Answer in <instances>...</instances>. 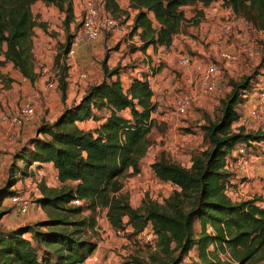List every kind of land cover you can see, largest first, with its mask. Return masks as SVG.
<instances>
[{"label": "trees", "instance_id": "trees-1", "mask_svg": "<svg viewBox=\"0 0 264 264\" xmlns=\"http://www.w3.org/2000/svg\"><path fill=\"white\" fill-rule=\"evenodd\" d=\"M36 1L58 7L65 14V28L74 17L71 0H0V65L11 61L31 81L35 79L31 32L36 25L45 27L32 13ZM103 1L109 13L127 14L116 0ZM213 1L128 0V6L136 11L129 35L136 34L141 41L130 49L169 48L188 20L184 7L198 3L206 6ZM224 2L255 28L264 30V0ZM203 16V8L197 7L189 20L197 24ZM72 40L73 35L67 34L55 55L54 65L61 72L66 66L60 62ZM107 59L105 53L99 63L103 78L90 84L80 100L66 106L53 121L42 122L36 135L15 153L14 158L24 163V174L50 163L58 180L52 186L39 182L36 200L46 212L45 218L11 229L0 228V264L83 262L96 247L84 236L96 224V207L106 208L115 229L124 230L130 224L139 232L150 224L156 235L154 247L163 254L162 264H179L193 248L202 264H247L257 259L264 247V198L232 200L225 191L229 173L224 169L226 157L237 142L264 138L263 132L233 126L240 119L237 105L245 100L243 94L252 75L231 81L230 93L221 99V114L200 126L207 145L192 154L188 167L164 159L151 162L154 175L174 186L164 202L148 198L133 207L120 192V176L140 171L157 102L152 99L153 89L145 74L132 77L126 85L119 77L121 66L109 67ZM64 73L59 79L63 95L67 86ZM87 119L97 121V125L90 129L78 125ZM28 168H32L30 173ZM16 181L17 177L10 180L12 184ZM14 191L9 185L2 186L0 201ZM75 198L81 203H74ZM3 213L0 211V218ZM218 249L227 251L230 259H221ZM133 263L150 264L136 257Z\"/></svg>", "mask_w": 264, "mask_h": 264}, {"label": "rangeland", "instance_id": "rangeland-1", "mask_svg": "<svg viewBox=\"0 0 264 264\" xmlns=\"http://www.w3.org/2000/svg\"><path fill=\"white\" fill-rule=\"evenodd\" d=\"M71 1L74 17L68 28L63 26L62 22L65 14L58 7L47 5L42 1H36L32 4L34 18L37 22L41 21L45 24V27L36 25L31 32V55L36 84L30 82L27 77L23 78V73L12 62L6 65L5 61L1 65L4 70L0 78V112L12 114L18 109L22 100L30 99L35 105L37 113L32 118L33 123L31 122L30 126L24 130H21V127L10 128L7 125H0V134L7 135L13 132L15 135L13 141L6 139V142H10V150H8L4 143L1 144L0 142V188L9 185L11 190L19 189L20 191L28 193V196L33 202L29 211H33L36 214L34 221L47 216L46 212L36 200L40 194L39 182L44 181L48 186L57 185V183L52 176L51 169L48 167L42 168L40 172L36 168L34 172H31L32 174H24L22 172L25 167L24 163L20 159L14 158V155L22 146L28 144V140L31 137L36 135V129L42 122H49V119L61 109L64 98L68 97L70 89L69 73L83 71L87 75V70L91 68L90 66L87 69L84 66L81 67V63L76 58L74 60L72 57L62 59L60 63L66 66L63 72H65L64 79L67 83L66 91L63 95L59 82L63 72L59 70L58 66L55 67L54 65L56 54L54 53L52 55L51 61L52 68L58 75L57 87L53 90L48 87L47 81L40 73V65L38 68L34 60L33 49L35 47L39 45L45 47L49 54L53 49L57 51L60 49L59 45L65 41L67 34H72L73 37L77 35V29L81 19V10L85 0ZM118 1L124 7L128 8L126 0ZM208 7H210L209 11L206 12L197 24H193L189 20L194 14L197 5L186 6L184 8L188 20L183 22L179 33L182 32L187 35L188 39L183 43L184 48L178 51L179 55L175 57L176 63H178L177 66L169 67L171 77L168 82H172L173 85L162 90L159 95L160 98L156 100L157 108L153 113L155 124L149 133L150 144L146 154L141 159L140 171L133 176H128L127 173L120 176V181L122 182L120 192L126 195V200L133 207L142 205L143 201L148 198L158 203L164 202L174 186L170 182L159 180L154 175L150 167L151 162L157 159H164L188 167L191 164L192 154L207 145V141L202 137L200 126L209 120L216 119L221 114V99L230 93L232 89L231 81H238L240 78L251 75L254 79L256 74L261 73L259 71L260 68L264 67V45H260L261 42L259 41L262 35L256 28L253 25L252 27L241 14L234 12L232 7L227 5L224 0H214ZM126 12L127 16L123 18V22L129 16L128 10ZM111 13L117 18L118 27L123 23L119 18L121 15H119L118 11H112ZM225 24L231 26L229 31L225 32L222 30V26ZM128 27L129 25H125L126 29H129ZM127 31L126 33L114 35L112 30L105 29L102 31L101 37L97 40L86 41L81 39L80 41L86 46V49L80 55V58L87 59L92 64L93 69L99 68V63L105 53L111 56L113 51H118L120 44L127 42L128 39H133L129 35L130 29ZM176 38L178 39L176 42L177 45L182 44L180 36ZM194 43L200 45V50L195 47ZM131 45L135 44L129 41L127 48L130 49ZM228 45L237 53V59L235 61L224 59L219 54L220 49ZM249 46H251V49ZM260 47L263 49L262 51ZM172 48L176 49V46L172 45L168 50ZM165 49L167 48L163 47L160 51L163 52ZM245 51L249 52L245 54ZM182 54L190 55L197 62L214 61L217 63L219 80L214 90L205 91L201 88L197 70H192L191 79L184 81L182 78V68L185 66L180 65L178 62ZM250 55L253 57L256 56L257 60L253 61L254 58H249ZM69 62H72V64H69ZM82 62L84 63V60ZM159 63L161 66L166 64L165 60ZM161 66L154 64L151 69L161 68ZM39 77H42L41 83L45 93H43V90H39ZM11 80H14V86L11 85ZM89 85L90 82L87 81L85 86L87 87ZM49 92H53L56 96H53L54 99L51 100L53 103L46 101L48 103L46 104L44 95L47 96ZM181 94H189L193 97L190 107L184 113L177 112L174 107L175 99ZM75 97L74 95L71 98L72 101ZM244 104L246 102L241 101L237 105V110L243 112L246 107ZM246 119L242 118V120L235 122L233 125L234 128L242 125L244 130L248 132H264L263 130H251L250 127H245L249 123H246ZM263 119L264 117L259 121H254V124L258 125ZM24 137L25 139H23ZM30 169L32 168H28V173H30ZM254 175L247 178L242 177L234 182L230 193L232 200L239 201L243 199L242 197H246L245 199L253 197L264 198V178L258 172H255ZM14 177H17V181L12 184L10 180H13ZM9 195L0 201V211L6 212L3 220L0 221V228L2 229H5L9 225L11 221L9 218L10 213H15V209L10 205ZM28 212L24 214L16 213L17 215L26 217ZM88 212L87 210L83 214H87ZM93 214L95 215L96 224L93 229L88 228L84 236L96 243V247L92 253H97L107 261V264H134V257L149 262L150 264H162V252L154 247L153 242H146L141 231L138 232L134 226L127 224L124 230L120 229V233H117L108 219L105 207H96ZM34 221L25 222L20 225ZM132 231L134 232L132 233ZM26 235L28 236L29 234ZM213 247V245L209 246L210 249H213ZM217 254L221 259H224L225 253L220 251V249H218ZM153 255H157L155 261L152 260ZM257 257V259L250 260L247 264H264V247L260 249ZM202 263L203 261L197 250L193 248L182 258L179 264Z\"/></svg>", "mask_w": 264, "mask_h": 264}, {"label": "built area", "instance_id": "built-area-1", "mask_svg": "<svg viewBox=\"0 0 264 264\" xmlns=\"http://www.w3.org/2000/svg\"><path fill=\"white\" fill-rule=\"evenodd\" d=\"M103 3V0H85L83 2L77 35L73 37L66 57L73 56L74 46L78 42H81V39L86 41L97 40L101 37L102 31L105 29L113 30L117 27V18L104 9ZM230 27V25L225 24L222 26V30L225 32L229 31ZM256 30L262 35L261 39L264 40V30L257 28ZM33 53L34 60L36 61L38 68L40 65V73L47 81L48 87L50 89H55L58 83V75L56 74V71L52 68L51 63L43 58L42 53L39 52V46L33 49ZM54 53H57L56 49H53L50 55L52 56ZM219 54L222 58L227 60L235 61L237 59V53L229 45L220 49ZM178 62L182 66L194 65V69L199 73L200 86L205 91H212L216 88L219 80V68L216 62H197L188 54L180 55ZM69 64H72V62H69ZM79 76L84 78L85 73L80 72ZM243 96L245 97L244 101H249L250 99L252 101V106L248 111L247 117L253 121L261 120L264 117V82L259 79L251 80L250 87L244 92ZM192 101L193 97L191 95L181 94L175 99L174 107L177 112L184 113L190 107ZM36 113V108L32 100L24 99L14 113H0V125H7L10 128H18L25 123L30 122ZM6 136L9 141L15 139L13 132L8 133ZM256 165L262 170L260 176L264 178V138L237 142L226 157L224 165V169L229 173L225 185V191L229 196L232 185L236 180L242 177L247 178L255 176ZM57 180L58 178L55 176V181ZM242 198L245 199L246 197ZM8 199L10 205L20 214L28 212L33 203L28 196V193L20 191L19 189H15V191L9 195ZM73 201L75 203L81 202L79 198H75ZM116 231L117 233H120V229H116ZM141 234L146 242H155L156 235L150 224L141 231ZM224 253V259L229 260V253L227 251ZM78 264H107V261L101 258L97 253H91L86 260Z\"/></svg>", "mask_w": 264, "mask_h": 264}, {"label": "crops", "instance_id": "crops-1", "mask_svg": "<svg viewBox=\"0 0 264 264\" xmlns=\"http://www.w3.org/2000/svg\"><path fill=\"white\" fill-rule=\"evenodd\" d=\"M116 1L118 2L119 6L121 8L128 10L129 16L125 20V22H123V18H125L127 15L126 14L121 15L120 20L123 23H121L117 28L115 27L112 30L114 35L121 34L124 32L125 33L128 32L127 30H129L131 28V26L133 24L134 15L136 12L135 10L131 9L129 6H128V8H126L118 0H116ZM126 2L128 3V0H126ZM187 6H192V5H187ZM208 6L209 5L202 6L201 3L197 4L198 8H200V7L203 8L204 15L206 14V12L209 11L210 7H208ZM125 25H129V27H128L129 29H126ZM177 36H180V38L182 39V44L177 45V43H176L178 41V39L176 38ZM131 37L133 39H130V40L128 39L127 42H123L122 44L119 45V47H118L119 52L117 50H115V51H113L111 56L108 55L107 63L109 65V67H113L115 65L121 66V71L119 73V77H120L121 81L126 85H128V83L132 77H134V76L142 77L145 74L146 77L148 78L149 82H150L152 89H153L152 99H153V101H156L157 99L160 98L159 95L161 94L162 90H164L167 87L169 88V86L173 85L172 82H168L169 78L171 77V75L169 73V71H170L169 67L177 66L178 63H176L175 57L177 55H179L178 51H181L184 48L183 43L186 42L188 37H187V35L183 34L182 32L181 33L178 32L176 34V36H174L172 44H171V46L172 45L176 46V49L172 48L171 50H168V48H167L163 52H161L160 50L163 49L164 46H159L157 49H154L152 46H148L145 50H141V49L130 50L129 48H127V43L129 41L134 43L135 45H139L141 43V41L139 40V38L136 34H134ZM259 41L261 42L260 45H262V39H260ZM194 44H195V47L200 50V47H199L200 45H198L197 43H194ZM249 48L251 49V46H249ZM45 49H46L45 47H42L39 45V52L42 53L43 58H45L47 60V62L51 63L52 56L50 55V53L48 54V52H47L48 50L47 49L45 50ZM85 49H86V46L84 44H82L81 42H78L74 46L72 59L74 60L76 58L78 60V62L81 63V67L84 66L87 69L90 66L91 68H89V70H87V75L84 72L85 73L84 78H81L79 76V73L83 72V71L70 72L69 73L68 79L70 80V83H69L70 89L68 92V97L64 98L63 106H61V109L52 118H50L49 121H53L61 113L63 108L71 105L73 102H78L80 100V98L85 93V91L88 87V86L87 87L85 86L87 81H89L90 84H92L94 81L98 82L103 78V74H102L100 67L97 69H93L92 64L90 62H88L87 59L80 58V55L83 54V51ZM122 50H123V52H122ZM260 50L262 51L263 49H261V47H260ZM248 52L249 51H247V52L245 51V54ZM201 54H203V53H201ZM259 54H260V51H259ZM252 57L253 56L250 55L249 58H252ZM0 58L3 59V56H0ZM253 58H254L253 61L257 60L256 56ZM82 60H84V63L82 62ZM162 60H165V62H166V64L163 63L164 66L163 65L161 66L159 63ZM9 62H11V61H6V65H8ZM127 63H129V64H127ZM154 64L156 66H161V68H155L154 69L155 71H154L153 69H151V67ZM1 65H0V78H1V76L3 74L2 72L4 70ZM124 66H127V67H124ZM182 70H183L182 78L184 79V81H189L191 79V76H192V73H191L192 70H195L194 65L192 64V65L185 66L182 68ZM259 71L261 73L256 74V77L254 79L252 78L251 80H258L259 79L262 82H264V67L260 68ZM8 75L12 76L11 74H8ZM23 78H26V77L24 76ZM41 78L39 77V90H43V93H45L44 87L42 86V83H41L42 82ZM29 81L36 84L35 79L33 81H31V80H29ZM10 83L12 86H14V80H11ZM74 95L76 97L72 101L71 98ZM156 95H157V98H156ZM53 96L54 97L56 96L53 94V92H49L47 96L44 95L45 103L46 104H48L47 102L53 103V101H51L54 99ZM251 98H253V97H251ZM244 102H246V104H244L246 107H245L243 112L240 111L241 116H240L239 120H242V118H247L245 121H246V123L247 122H249V123L245 127H250L251 130L259 129V130L264 131V119L261 121V123H259L258 125H255L254 121L247 117L248 111L252 106L251 99L249 101H244ZM31 122H32V120L30 122L22 125L21 130L28 128L30 126ZM77 123L80 127L84 128V129H90V128H93L94 126L97 125V121L92 120V119L78 121ZM6 139H7L6 135L0 134L1 144L4 143L7 146L8 150H10V148H9L10 142H6ZM23 139H25V137ZM44 166L51 169L52 176L55 179L56 173H55V168L52 166V164L44 163ZM38 170H39V172H40V170L42 171V167L37 168V171ZM255 171L258 172L259 174H262V170L260 169V167H258V165H256ZM14 211H15V213H12V212L10 213L9 218L11 219V221L9 222V225L5 229L15 228L16 226H19L22 223L31 222V221L35 220L36 214L33 211H29L28 214L26 215V217L22 216V215H17V213H16L17 211L16 210H14ZM5 214H6V212H4L2 214L0 221L3 220V217Z\"/></svg>", "mask_w": 264, "mask_h": 264}]
</instances>
